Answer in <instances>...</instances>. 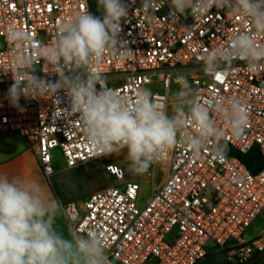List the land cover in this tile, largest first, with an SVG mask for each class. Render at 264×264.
Returning a JSON list of instances; mask_svg holds the SVG:
<instances>
[{"label": "built area", "instance_id": "built-area-1", "mask_svg": "<svg viewBox=\"0 0 264 264\" xmlns=\"http://www.w3.org/2000/svg\"><path fill=\"white\" fill-rule=\"evenodd\" d=\"M126 3L129 14L121 21V36L131 51L123 60L116 53L106 54L88 71L100 73L109 88L129 97L156 79L161 91L152 93L157 102L166 103V110L171 90L179 89L175 79L179 73L201 99H239L248 109L249 123L239 138L226 133L227 149L246 154L256 146L264 158V61L249 71L244 61L232 60L231 69L217 80L202 71L198 60L205 50L227 47L234 34L248 29L246 21L216 6L194 19L192 9L174 16L170 0H158L163 5L154 12L145 11L141 0ZM84 11L90 12L88 0H0V134H16L33 143L46 176L53 172L55 150L66 168L104 155L87 142L78 117L63 111L67 105L63 92L60 101L51 94L30 95L20 97L19 107L11 105L7 93L14 77L24 80L30 74L52 82L59 77L36 49L14 48L7 32L23 28L48 46L55 42L60 22ZM256 39L264 44V35ZM22 55L31 56L30 66L17 67L16 59ZM212 115L227 130L226 122L217 113ZM158 164L164 178L153 186ZM128 166L104 165L112 183L86 198L71 226L82 234L98 233L110 264H196L209 254L208 242L223 250L228 261L239 263L264 249V234L244 239L252 223L264 216V168L252 173L236 156L217 160L208 151L197 158L182 144L143 175ZM136 178L152 183L142 203Z\"/></svg>", "mask_w": 264, "mask_h": 264}, {"label": "clouds", "instance_id": "clouds-1", "mask_svg": "<svg viewBox=\"0 0 264 264\" xmlns=\"http://www.w3.org/2000/svg\"><path fill=\"white\" fill-rule=\"evenodd\" d=\"M162 5L158 0H141L145 11L154 12ZM97 6L102 16L84 11L60 22L55 42L48 46L23 28L7 32L14 48L36 49L59 77L55 82L30 74L24 80L14 77L7 93L11 105L19 107L21 96L51 94L59 101L66 97L63 111L78 117L96 153L110 155L127 149L129 168L139 175L178 144L197 158L203 151L217 160L226 158V133L239 138L249 123L248 109L239 99H201L179 73L175 77L179 89L169 94V115L166 103L157 102L151 89L140 88L134 97L118 94L100 73L88 71L106 54L116 53L123 60L131 51L121 36V21L129 14L126 0H97ZM213 6L242 17L249 27L234 34L227 47L205 50L198 57L202 71L217 79L231 69L232 60L244 61L247 70L254 71L264 61V44L256 39L264 35V0H170L174 16L192 9L194 19L207 15ZM16 64L30 66L31 56H19ZM213 112L226 122L227 130L217 125ZM63 215L62 203L38 178L0 174V264H110L98 233L82 234L69 227L66 237L57 230L56 220Z\"/></svg>", "mask_w": 264, "mask_h": 264}, {"label": "crops", "instance_id": "crops-1", "mask_svg": "<svg viewBox=\"0 0 264 264\" xmlns=\"http://www.w3.org/2000/svg\"><path fill=\"white\" fill-rule=\"evenodd\" d=\"M102 156L80 164L74 168H66L62 166L54 169L51 175L46 176L42 173L36 155V147L33 143H29L23 137L16 134H0V174H7L9 178L19 177H35L46 185L49 194L58 199L64 209L65 215L59 216L56 220V228L68 236V229L73 225L77 217L83 211V202L94 192L100 191L107 185L112 183V179L107 178L104 170L106 163H113L111 160L102 161ZM98 167V169H96ZM83 173L91 179L90 190H70L64 187L58 173ZM109 177V176H108ZM90 181V182H91ZM262 232L256 237L264 234V224L261 227ZM253 237V238H256ZM251 238V239H253ZM249 239V240H251ZM262 263L264 264V252L261 254ZM228 258L224 251L214 249L209 254L198 261L196 264H227Z\"/></svg>", "mask_w": 264, "mask_h": 264}, {"label": "rangeland", "instance_id": "rangeland-1", "mask_svg": "<svg viewBox=\"0 0 264 264\" xmlns=\"http://www.w3.org/2000/svg\"><path fill=\"white\" fill-rule=\"evenodd\" d=\"M149 89H151V91H157V92L161 91V87L156 79L153 80L152 84L149 86ZM175 91L176 90L173 89L171 90V92H175ZM167 111L169 115H172V105L170 99H169V106ZM101 160L102 161L111 160L113 161V163H116L120 166H125L126 164L130 163L129 160L127 159V149H124L119 153L104 155L102 156ZM52 164L54 169H58L62 166H65L64 159L58 150L52 152ZM96 169H98V167H96ZM128 169L129 171H131L129 166ZM164 172L165 171L162 169V166H160L159 164L155 166L153 186L159 185L161 183V181L164 178ZM58 175L61 176L60 177L61 179L59 180L62 182L64 187L68 189L70 188V190H90L92 186L91 179H89L83 173L75 172V173L64 174V172H60L58 173ZM107 178L111 180L110 177L107 176ZM134 181H136L139 184V188H140L138 203H142L148 197L150 189L152 187V183L142 178H136L134 179ZM263 224H264V216L258 217L245 232L244 239L249 240L253 237H256L257 234L263 231V229L261 228ZM206 248L209 251H211L214 250L216 247L213 246L212 242H208L206 244Z\"/></svg>", "mask_w": 264, "mask_h": 264}, {"label": "trees", "instance_id": "trees-1", "mask_svg": "<svg viewBox=\"0 0 264 264\" xmlns=\"http://www.w3.org/2000/svg\"><path fill=\"white\" fill-rule=\"evenodd\" d=\"M89 11L93 15L99 16L101 9L97 6V0H88ZM236 156L252 173L257 172L258 170L264 168V158L258 152V148L253 146L250 151L246 154H239L234 151L227 149V155ZM264 252V249L260 252L256 251L252 256L244 262L228 261L227 264H261L262 257L261 254Z\"/></svg>", "mask_w": 264, "mask_h": 264}, {"label": "snow or ice", "instance_id": "snow-or-ice-1", "mask_svg": "<svg viewBox=\"0 0 264 264\" xmlns=\"http://www.w3.org/2000/svg\"><path fill=\"white\" fill-rule=\"evenodd\" d=\"M220 79V77H217V80H219Z\"/></svg>", "mask_w": 264, "mask_h": 264}]
</instances>
